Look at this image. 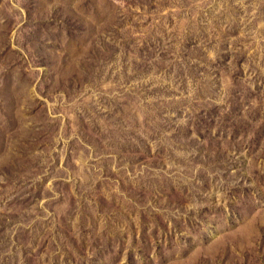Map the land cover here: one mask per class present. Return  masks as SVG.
Wrapping results in <instances>:
<instances>
[{"label": "rangeland", "instance_id": "obj_1", "mask_svg": "<svg viewBox=\"0 0 264 264\" xmlns=\"http://www.w3.org/2000/svg\"><path fill=\"white\" fill-rule=\"evenodd\" d=\"M263 15L264 0H0V264H264V97L247 93L264 83L219 69L204 106L175 69L245 19L260 63Z\"/></svg>", "mask_w": 264, "mask_h": 264}, {"label": "trees", "instance_id": "obj_2", "mask_svg": "<svg viewBox=\"0 0 264 264\" xmlns=\"http://www.w3.org/2000/svg\"><path fill=\"white\" fill-rule=\"evenodd\" d=\"M262 17H263L262 23L264 24V15ZM257 23L258 22L251 23L249 19H245L244 24L239 22V24H238L239 28L237 29V31L233 32V36L235 38L232 36V34H228V36H226L224 38L225 43H222L221 46L219 45L220 47L215 49V50L213 49V50L209 51V49H208L207 52L201 53L199 59H194L193 55H189L190 56L189 58L193 59L192 63L194 62L191 66H190L191 63L186 60L187 58L186 57H185V59L183 58L184 54L182 53L183 57L181 58V60L179 62L176 63L175 69L177 70L176 72L178 74V76H176V77H179L181 75L184 76V81H182L184 93H188V90L190 89L188 86L187 77L191 76L194 80H196L195 81L196 84H194V87H195V85H197V91H198V93L202 94V96H203L202 99L204 101L203 104L205 106L206 105L205 103L208 102V99H207L208 96L205 95L203 92H205V93L208 92L207 91V89H208L211 92V93L208 92V94L210 95L213 92H215L217 90V88L221 87L219 84H215V82L220 79V76H222V74L217 72L219 69H221L222 72L225 70L226 71L231 70V72H236L237 69H239V72H242V74H243L244 70H248V71L253 72L254 75L257 77L254 79L253 82L264 83V59L262 58L261 62L257 63L258 52L255 51L251 55V53L249 54V52L247 51V49L245 47H241V43L244 42L241 39L242 38V32L246 31V33H247L246 36H248V38H250L249 32L251 31L252 35H253L254 30H255V25ZM236 32L238 33L237 35H236ZM190 41H193V43H194L195 40L190 38L188 40V43H187L188 47L193 45V43L190 44ZM215 41L216 40H212V41H210V43H207V45L210 48H214L217 46V44H215ZM237 45H238V48H236ZM144 46H146V45H144ZM147 50L148 49L146 47V48L142 49L140 52L145 53ZM212 54H214V58H212V56H211ZM118 59L123 60L121 58H118ZM211 59H212V61H211ZM213 59H215V60L213 61ZM123 61H125V60H123ZM116 62H117V59H112L111 65L115 66ZM125 62H127V61H125ZM180 62H182L181 65L179 64ZM115 67H117V66H115ZM142 67H143V65H142ZM208 67H209L210 71L207 70ZM148 68H149L148 69L149 72H155V63L150 64L148 66ZM182 68H184V69H182ZM182 71L184 73H181ZM111 74H113V72H111ZM197 80L201 84H198ZM206 84H207L208 88L205 87ZM215 87H216V89H214ZM253 88L254 89H252V87H250V86L248 87V90H247L248 98L251 96L264 97V86H253ZM160 91H162V89H159V91H157V89H155V87H151L150 85H147L145 88H140L139 93H141V96L139 99L141 100L142 106L146 107V109H148V110H146L147 113L155 115V98H154V96H155L156 92H160ZM172 92L174 95L179 94L178 89H176L175 87H174V90L172 88ZM188 95L189 94L185 95L186 98L188 97ZM192 98H199L200 99V97H198V96H193ZM178 103L179 102H175L176 111H178V113H180V115H183V117L185 115L187 117H189L190 112H191L190 110L192 108V107L190 108L191 105H188V103H186L184 105H178ZM114 106L116 107V109L120 108L118 104H116ZM135 106L138 107V104L135 103ZM143 110H145V109H143ZM199 118L202 122H204L205 118H202L201 116ZM252 118H254V117H251L250 120H252ZM233 120H234V115H233ZM175 121H176V119L174 117V122ZM190 122H192V121H190ZM173 126H175V128H177V129H180L181 131H185L187 134H189V137L193 138L192 142L199 143L201 141V138L204 137V136H202L201 133H200L201 137L199 135H191V130H192L191 126L189 128H187L186 126H183V125L178 126L176 124ZM246 126L248 128L250 126V123H247ZM141 137L144 138V135H140V136L136 137L137 138L136 142L132 139L133 140L132 145L136 147L138 145V141L146 142ZM111 138H112V136H111ZM117 142L120 143V140H118ZM206 226L207 225H204V227H206ZM261 244L264 245V237L261 241ZM224 261L226 264H234L235 263L233 260L229 261L227 256L224 259ZM263 262H264V260H263ZM202 264H208V263L203 262ZM216 264H217V262H216ZM218 264H220V263H218Z\"/></svg>", "mask_w": 264, "mask_h": 264}]
</instances>
